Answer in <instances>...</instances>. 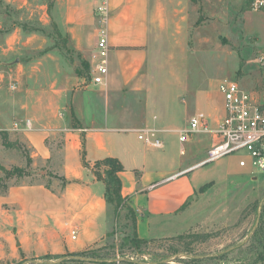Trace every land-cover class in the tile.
<instances>
[{
	"label": "rangeland",
	"instance_id": "1",
	"mask_svg": "<svg viewBox=\"0 0 264 264\" xmlns=\"http://www.w3.org/2000/svg\"><path fill=\"white\" fill-rule=\"evenodd\" d=\"M53 1L0 0V75L12 69L13 80L33 95L65 87L72 107L86 112L92 93L98 106L107 99L108 110L119 116L116 124H143L148 114H154L161 122L159 129L172 130L188 127L197 113H204L211 124L221 120L225 114L219 91L223 79L235 80L252 92H264L260 63L264 13L253 11L250 0H190L182 18L171 22L172 29L179 24V31L163 32L158 39L143 72L141 90L136 94L109 91L107 98L93 87V74L84 56L67 49L66 38L53 22V15L61 13L60 7L54 11ZM111 135L123 137L149 161L164 158L176 166L189 164L195 153L201 160L210 145L206 135L196 137L200 143L193 150L190 139L182 145L174 132H159L163 149L147 147L135 133ZM8 143L4 146L0 136L1 151L14 154L8 160L2 157L0 185L10 179L15 184H53L45 177L49 173L42 178L30 172L25 144L9 137ZM242 160L247 163L245 168L240 166ZM251 161L244 153H235L193 173L202 176L197 181L201 186L195 217L200 222L204 217V224L196 230L150 240L147 237L158 236L160 231H149L148 224L140 222L137 233L138 218L127 200L117 217L112 209L108 211V239L99 247L77 256L34 257L20 250L14 238L12 253L0 248V264H264V174L254 171ZM20 162L23 165L16 166ZM21 172L28 176L19 177ZM212 219L219 225L206 228Z\"/></svg>",
	"mask_w": 264,
	"mask_h": 264
},
{
	"label": "crops",
	"instance_id": "2",
	"mask_svg": "<svg viewBox=\"0 0 264 264\" xmlns=\"http://www.w3.org/2000/svg\"><path fill=\"white\" fill-rule=\"evenodd\" d=\"M53 2L54 11L61 8V13L53 15V22L66 38L67 49L84 56L93 73L98 63L96 8L103 0ZM107 3L108 76L105 85H92L99 88L100 95L106 93V98L109 91L136 94L145 81L143 72L158 39L163 32L179 31V24L172 29L171 22L182 18L190 0H107ZM12 71L6 68L0 75V133L6 132L10 140L25 144L31 160L30 172L42 178L49 173L45 177L51 178L53 184H15L10 183L12 179L3 180L0 248L4 247L5 252L8 248L12 253L15 238L16 246L28 256L42 257L81 253L104 244L109 232L106 185L96 178L93 167L109 157L117 158L124 166L120 175L122 194L138 218L137 233L140 222L148 224L149 231H160L158 236L147 237L150 240L179 236L201 227L204 217L198 221L195 209L197 189L201 186L197 181L202 176L193 175L201 168L189 169L205 158L211 146L210 136L206 135L210 145L201 160L195 153L187 161L189 164L178 166L164 158L149 161L123 137L111 134L135 133L139 139V131L143 129L178 134L181 128L159 129L161 122L154 114H148L143 124H116L119 116L108 110L107 99L98 106L92 93L86 112H80L72 107L65 87L51 94L33 95L34 92L13 80ZM12 83L16 85L15 91L9 88ZM28 120L32 122L31 130L27 128ZM218 121L211 125L216 126ZM196 137L189 138L192 150L200 143ZM13 155L0 148V164L3 165V158L8 160ZM217 225L218 220L212 219L205 227Z\"/></svg>",
	"mask_w": 264,
	"mask_h": 264
},
{
	"label": "built area",
	"instance_id": "3",
	"mask_svg": "<svg viewBox=\"0 0 264 264\" xmlns=\"http://www.w3.org/2000/svg\"><path fill=\"white\" fill-rule=\"evenodd\" d=\"M251 9L264 13V0H252ZM98 16L97 29V57L98 63L94 68L91 83L96 86L105 85L108 76L107 57L109 54V34L107 23L109 8L107 0L96 8ZM264 70V53L260 58ZM16 90L14 83L9 87ZM219 91L224 98V117L212 126L204 113L195 114L188 127L178 131L179 141L184 144L190 136L207 135L211 137V146L206 157L189 170L198 169L208 164L217 162L235 153H244L252 159L254 171L264 174V92H252L244 89L237 81L223 79L219 85ZM18 125L15 124V129ZM27 128H32V122L27 121ZM159 131L155 129H143L139 131V140L147 146L163 149L164 144L158 137ZM189 136V137H188ZM185 154V149L181 150ZM241 167L247 163L240 161ZM73 240L76 232H73Z\"/></svg>",
	"mask_w": 264,
	"mask_h": 264
},
{
	"label": "trees",
	"instance_id": "4",
	"mask_svg": "<svg viewBox=\"0 0 264 264\" xmlns=\"http://www.w3.org/2000/svg\"><path fill=\"white\" fill-rule=\"evenodd\" d=\"M250 0L249 5L251 7ZM80 74L79 71H77ZM0 135L4 140V146L9 145L8 143V135L6 132H1ZM29 163L31 164V160L29 159ZM84 164L85 162L84 159ZM125 171L124 166L117 158H106L104 160L98 161L95 163L93 167V173L95 174L96 178L99 181L104 182L106 185V192H105V199L107 202L108 211L112 209L114 217H117L119 214V210L124 207L127 201V197H124L122 194V180H121V173ZM9 176L10 173H6ZM28 176V174H24L23 172L19 173V177ZM65 184V180H62ZM109 220V217H108ZM206 238L208 235H202ZM77 256V254H74ZM89 257V256H88ZM195 260V259H194Z\"/></svg>",
	"mask_w": 264,
	"mask_h": 264
},
{
	"label": "water",
	"instance_id": "5",
	"mask_svg": "<svg viewBox=\"0 0 264 264\" xmlns=\"http://www.w3.org/2000/svg\"><path fill=\"white\" fill-rule=\"evenodd\" d=\"M16 62H18V60Z\"/></svg>",
	"mask_w": 264,
	"mask_h": 264
}]
</instances>
